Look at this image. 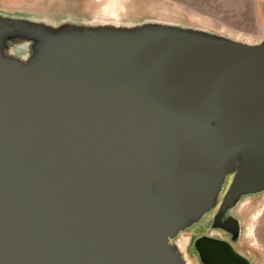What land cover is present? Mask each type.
<instances>
[{
    "label": "water",
    "instance_id": "water-1",
    "mask_svg": "<svg viewBox=\"0 0 264 264\" xmlns=\"http://www.w3.org/2000/svg\"><path fill=\"white\" fill-rule=\"evenodd\" d=\"M71 34L29 62L0 47V264H184L172 239L229 162L226 204L264 188V40Z\"/></svg>",
    "mask_w": 264,
    "mask_h": 264
},
{
    "label": "rangeland",
    "instance_id": "rangeland-1",
    "mask_svg": "<svg viewBox=\"0 0 264 264\" xmlns=\"http://www.w3.org/2000/svg\"><path fill=\"white\" fill-rule=\"evenodd\" d=\"M103 9L118 17L102 16ZM0 31L2 54L23 62L70 33L138 40L165 31L257 44L264 40V0H0ZM231 169L229 162L209 207L188 218L172 239L183 245L184 264H204L195 247L203 236L228 241L250 264H264V188L226 204Z\"/></svg>",
    "mask_w": 264,
    "mask_h": 264
},
{
    "label": "bare ground",
    "instance_id": "bare-ground-1",
    "mask_svg": "<svg viewBox=\"0 0 264 264\" xmlns=\"http://www.w3.org/2000/svg\"><path fill=\"white\" fill-rule=\"evenodd\" d=\"M102 16H104V17H109V15H112V16H116V18L118 17V15H117V13L115 12V11H109V10H107V9H103V11H102V14H101ZM100 16V15H99ZM100 18V17H99ZM102 18V17H101ZM106 21H107V19H106ZM117 22V21H116ZM104 24V23H103ZM101 25V24H100ZM98 26V25H97ZM103 26V25H102ZM101 33V32H100ZM26 62V61H25ZM176 248L178 249V251H180L181 250V247L183 246L182 244H181V242L179 243V242H177L176 243Z\"/></svg>",
    "mask_w": 264,
    "mask_h": 264
}]
</instances>
